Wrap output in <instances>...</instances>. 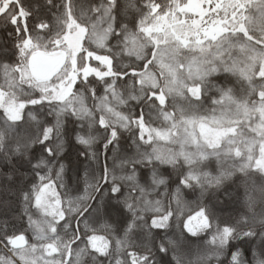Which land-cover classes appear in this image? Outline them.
Returning <instances> with one entry per match:
<instances>
[{
    "label": "snow or ice",
    "instance_id": "snow-or-ice-1",
    "mask_svg": "<svg viewBox=\"0 0 264 264\" xmlns=\"http://www.w3.org/2000/svg\"><path fill=\"white\" fill-rule=\"evenodd\" d=\"M0 264H264V0H0Z\"/></svg>",
    "mask_w": 264,
    "mask_h": 264
}]
</instances>
